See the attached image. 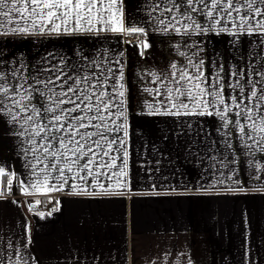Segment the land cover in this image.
I'll return each mask as SVG.
<instances>
[{
    "label": "crops",
    "instance_id": "obj_1",
    "mask_svg": "<svg viewBox=\"0 0 264 264\" xmlns=\"http://www.w3.org/2000/svg\"><path fill=\"white\" fill-rule=\"evenodd\" d=\"M96 3L101 11L94 8L79 23L0 15V73L9 82L27 80L25 87L43 92L57 75L91 76L114 103L122 101V108L112 109L117 115L109 127L123 125L109 137L123 141L114 145L121 151L104 158L115 159V167L84 181L65 171V183L52 178L59 176L55 170L40 171L52 158L33 151L28 134H17L21 122L0 115V169L6 174L0 175V264H264V133L249 126V139L238 127L225 128L215 114H169L175 109L167 98V89L178 86L172 74L189 60L203 61L209 81L218 76L235 84L232 73L241 71L242 83L250 72L258 80L264 72L261 34L236 32L229 24L227 30L184 35L182 25H176L180 32L169 25L179 17L165 11L171 2L115 0L111 10L105 6L112 0ZM194 19L204 24L206 17ZM121 21L125 29L144 31H112L109 24ZM129 34L140 42H129ZM231 94L225 87V99ZM34 95L39 108L45 101ZM46 174L48 185L42 183ZM31 196L52 200L53 210L36 207Z\"/></svg>",
    "mask_w": 264,
    "mask_h": 264
},
{
    "label": "snow or ice",
    "instance_id": "obj_2",
    "mask_svg": "<svg viewBox=\"0 0 264 264\" xmlns=\"http://www.w3.org/2000/svg\"><path fill=\"white\" fill-rule=\"evenodd\" d=\"M169 2L173 3V7L165 11L179 13V17L172 16L169 19V25L176 32L181 31L176 25H182L183 34L190 35L193 29L197 30L195 34H204L212 31L216 26H220L221 30H227V25L231 24L236 32H246L249 35L260 33L261 42L264 43V8L257 6L264 5V0H186V3L182 0L181 4H176L175 0H161V3ZM114 5L115 0H112V3L105 7L111 10ZM181 7L184 8L183 12L180 11ZM3 8H8V11L0 12L4 17H10L15 12L21 18L35 17L41 22L46 19L49 23L62 19L65 24L68 23L69 18L76 23L88 19L85 13L91 14L94 8L98 13L101 11L96 0H11L10 7L9 0H0V9ZM194 14L205 16L204 24L198 23L194 19ZM88 22L91 23V20L89 19ZM109 27L114 32L144 31L142 28L125 29L122 21L118 27H112L111 24ZM59 28V24L54 25V29ZM13 30L27 31V29ZM202 65L203 61L193 63L189 60L187 67L195 71L189 72L186 67L172 74L178 86L167 89L171 109H175V111L170 110L169 114L177 116L215 114L225 121L223 125L225 128L230 125L233 128L238 127L239 132L249 139H252V135L246 130L249 126L254 133H264V72L256 74L259 75L258 80L251 78L253 73H248L250 78L243 83L245 73L234 72L232 75L238 77L236 83L225 85L218 76L216 80L209 81L201 71ZM173 67L175 68V65ZM26 84L27 80L12 84L4 74L0 73V115L7 114L11 123L21 122L22 130L17 134L19 136L28 134L30 136L28 142L34 146L32 150L42 151L45 160L52 158L41 168V172H46L47 169L55 170L59 176L52 178L67 183L65 171L73 173V179L84 181L89 176L96 179L104 175L101 169L115 167V159H112L111 163H105L104 158L111 159L114 151H121L120 148H114V145L119 143L121 147L123 146L122 140L109 138L113 131L123 130L122 124L117 125L115 129L109 127L110 119L117 115L112 109L118 106L122 108V101L119 105L114 103V97L103 90L101 83H93L91 76H65L61 79L57 75L54 80L44 83L43 92L30 84L25 87ZM225 87L230 88L234 93L227 99L224 96ZM34 94H39L45 101L39 108L33 103ZM120 95L122 96L123 93L121 92ZM157 95H160L159 90ZM180 97H184L187 103L180 101ZM217 105L219 108L216 107ZM190 107L196 109L211 107L215 111L194 113L189 110ZM118 115L122 116L123 113L119 112ZM232 115L238 119H232ZM111 122L115 123L114 120ZM261 139L264 140V136H261ZM41 163L43 161L38 158L37 164ZM81 172L86 175L80 176ZM123 174L121 170V175ZM0 175H6L3 169H0ZM49 175L44 176L43 184L48 185ZM118 186L122 185L118 183ZM100 187L103 188V185ZM47 190L60 189L48 187Z\"/></svg>",
    "mask_w": 264,
    "mask_h": 264
},
{
    "label": "built area",
    "instance_id": "obj_3",
    "mask_svg": "<svg viewBox=\"0 0 264 264\" xmlns=\"http://www.w3.org/2000/svg\"><path fill=\"white\" fill-rule=\"evenodd\" d=\"M127 40L129 42H135V43H139L140 42V38L137 36V35H134V34H129L127 35ZM9 181L11 182L9 184ZM6 182L8 184L7 188L9 191H13L14 190V187L12 185V179L10 177H7L6 178ZM31 200L32 202L34 203V205L46 212H51L53 210V207H54V202L52 200H48V201H43L41 198H39L38 196L35 197V196H31ZM37 201H39V203H36Z\"/></svg>",
    "mask_w": 264,
    "mask_h": 264
}]
</instances>
